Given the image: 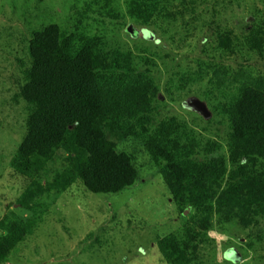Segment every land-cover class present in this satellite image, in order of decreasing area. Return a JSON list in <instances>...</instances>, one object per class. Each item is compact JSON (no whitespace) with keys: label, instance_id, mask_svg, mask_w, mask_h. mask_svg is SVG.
Masks as SVG:
<instances>
[{"label":"rangeland","instance_id":"rangeland-1","mask_svg":"<svg viewBox=\"0 0 264 264\" xmlns=\"http://www.w3.org/2000/svg\"><path fill=\"white\" fill-rule=\"evenodd\" d=\"M129 2L0 0V236L9 222L34 223L0 264H164L158 240L181 236L193 214L171 200L141 138L109 137L136 171L134 184L118 194L88 192L63 151L32 178L35 185L16 173L12 161L29 112L20 91L33 30L54 24L76 45L96 38L103 85L111 73L130 78L137 73L157 88L147 115L154 122L150 129L175 119L196 145L192 160L207 158L208 141L227 155L222 107L237 96L242 82L264 79V54L251 49L247 39L249 32H264V0H160L169 13L148 22L131 18ZM226 33L233 54L222 40ZM231 167L227 163L228 172ZM65 173L69 182L57 184ZM242 219L250 224L238 218L225 222L215 210L205 240L193 243L197 263L264 264V215L246 213ZM232 252L237 262L227 257Z\"/></svg>","mask_w":264,"mask_h":264},{"label":"trees","instance_id":"trees-1","mask_svg":"<svg viewBox=\"0 0 264 264\" xmlns=\"http://www.w3.org/2000/svg\"><path fill=\"white\" fill-rule=\"evenodd\" d=\"M165 13L169 12L160 0L129 2V15L137 21L148 22ZM247 39L251 49L264 54V32H249ZM222 40L233 54L230 34ZM98 42L84 38L76 45L54 24L31 31L30 65L23 71L26 83L20 91L29 112L12 161L15 171L35 185L32 178L63 151L71 173L88 192L118 194L134 184L136 171L128 156L116 153L109 137L143 139L171 200L193 211L181 236L168 234L158 240L161 261L198 264L193 243L205 240L215 210L225 222L238 218L243 225L250 224L242 221L246 213L264 215V79L242 82L237 96L222 107L229 130L227 155L218 143L208 141L207 158L195 162L191 155L196 145L175 119L150 129L154 122L147 115L152 114L157 88L146 75L136 73L130 78L111 73L102 84L105 69ZM66 174L57 184L69 182ZM33 225L14 221L2 226L6 234L0 236V263Z\"/></svg>","mask_w":264,"mask_h":264},{"label":"water","instance_id":"water-1","mask_svg":"<svg viewBox=\"0 0 264 264\" xmlns=\"http://www.w3.org/2000/svg\"><path fill=\"white\" fill-rule=\"evenodd\" d=\"M229 260H231L232 262H237L238 261V257L237 254L235 252H232L231 254L228 255Z\"/></svg>","mask_w":264,"mask_h":264}]
</instances>
